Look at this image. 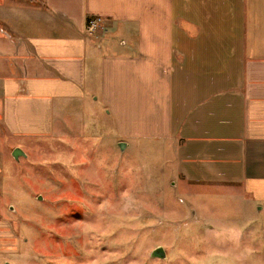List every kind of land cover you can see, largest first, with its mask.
<instances>
[{
    "label": "crops",
    "instance_id": "obj_1",
    "mask_svg": "<svg viewBox=\"0 0 264 264\" xmlns=\"http://www.w3.org/2000/svg\"><path fill=\"white\" fill-rule=\"evenodd\" d=\"M101 110L264 205V0H0V148Z\"/></svg>",
    "mask_w": 264,
    "mask_h": 264
},
{
    "label": "rangeland",
    "instance_id": "obj_2",
    "mask_svg": "<svg viewBox=\"0 0 264 264\" xmlns=\"http://www.w3.org/2000/svg\"><path fill=\"white\" fill-rule=\"evenodd\" d=\"M92 113L68 115L55 136L1 142L0 264H264V205L188 179L172 143L124 140ZM159 247L165 259L151 257Z\"/></svg>",
    "mask_w": 264,
    "mask_h": 264
},
{
    "label": "water",
    "instance_id": "obj_3",
    "mask_svg": "<svg viewBox=\"0 0 264 264\" xmlns=\"http://www.w3.org/2000/svg\"><path fill=\"white\" fill-rule=\"evenodd\" d=\"M120 149L122 151H124L127 147V144L121 143L119 145ZM21 157L26 158L27 154L20 148H17L14 150L13 152V158L17 161L20 160ZM41 198V197H40ZM151 257L152 258H160V259H165L166 258V253L164 251V249L162 247H159L157 249H155L152 253H151Z\"/></svg>",
    "mask_w": 264,
    "mask_h": 264
},
{
    "label": "built area",
    "instance_id": "obj_4",
    "mask_svg": "<svg viewBox=\"0 0 264 264\" xmlns=\"http://www.w3.org/2000/svg\"><path fill=\"white\" fill-rule=\"evenodd\" d=\"M102 22L103 20L99 17L89 18L87 25H86L87 31L89 33L97 32L99 29L102 28Z\"/></svg>",
    "mask_w": 264,
    "mask_h": 264
}]
</instances>
